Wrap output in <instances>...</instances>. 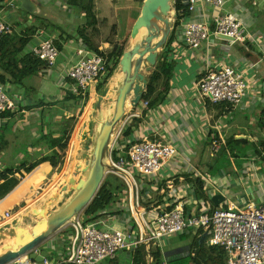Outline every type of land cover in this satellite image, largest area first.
<instances>
[{
	"label": "crops",
	"instance_id": "crops-1",
	"mask_svg": "<svg viewBox=\"0 0 264 264\" xmlns=\"http://www.w3.org/2000/svg\"><path fill=\"white\" fill-rule=\"evenodd\" d=\"M28 1L31 11L24 9L20 0H0V20L13 26V34L25 36L30 30L34 32L32 35L29 33L30 42L23 51L25 55H34V46L43 38L39 33L45 32L60 46V58L55 69L41 62L34 72H30L33 74L21 82H10L14 97L20 99L19 111L11 113L13 115L8 118L0 117V172L20 169L15 175L19 181L17 186L0 201V216L20 208L18 212L13 211L16 222L29 217L33 211L40 215V208L62 195L57 192L74 177L76 159L79 161L84 149L83 137L97 134L102 123L113 115L114 100L125 78L120 64L107 82L106 74L87 90L86 96L78 97L71 92V79L65 78L69 67L78 59L77 52L82 49L99 51L108 59L116 47L125 46V52L132 49L137 42L132 39L131 30L143 7L136 0ZM257 1L259 6H253L246 0H229L224 10L237 15L244 23L245 43L231 45L211 37L209 43L204 42L200 49H190L185 43L183 20L209 21L214 29L213 20L218 11L201 6L181 19L178 27H175L178 17L174 16V27L167 43L158 51L157 64L150 72L142 68L148 86L164 58L172 65V76L169 81L163 78L158 84V90L151 98L153 102L158 101L155 106L144 107L142 99L138 107L133 108V97L128 99L119 131L134 129L131 138L146 137L172 144L178 151L160 176L149 177L139 183V202L148 211L150 220L181 202L191 213L201 211L206 204L227 208L228 205L224 204L231 201L242 206L238 202L247 195L249 188L253 189L254 200L257 197L261 201L264 199L263 192L258 193L264 189V175L261 174L264 171V0ZM87 6H91L94 19L89 18ZM104 36L107 40L103 39ZM224 64L245 73L247 80L251 78L248 96L236 107L214 105L196 92V86L207 74V69ZM107 87L111 90L110 98L99 108V99ZM24 92L26 96H23ZM64 133L69 139L63 152ZM216 139L220 140L221 148L225 145V152L230 142L235 141L238 145L251 147L249 156L255 161L235 168L236 173L230 176L217 166V158L225 152L221 156L218 152L213 156L212 142ZM125 141L121 142V147ZM55 154L62 156L59 166L54 167L50 161L41 162L32 172H26L32 165ZM1 159H5V165L1 164ZM250 168L254 170L253 175H249ZM198 180L205 183L210 201L199 197ZM3 183L4 180L0 179V185ZM216 191L227 198L220 206L212 201ZM124 203L126 201L121 197L111 211L96 222L105 221L116 228L129 227L131 217ZM209 237L204 230H191L156 241L150 247L140 246L132 253H119L100 264H227L222 248L211 246ZM55 241L58 246L53 241L51 246L39 247L36 252L49 251L51 259L61 264L67 254V240L62 235ZM138 252L139 262L135 260Z\"/></svg>",
	"mask_w": 264,
	"mask_h": 264
},
{
	"label": "built area",
	"instance_id": "built-area-1",
	"mask_svg": "<svg viewBox=\"0 0 264 264\" xmlns=\"http://www.w3.org/2000/svg\"><path fill=\"white\" fill-rule=\"evenodd\" d=\"M246 1L253 6H259L257 0ZM228 2L229 0L185 1L191 13L201 6L218 11L213 20V30L209 21L198 23L183 20L185 43L190 49H200L204 42L209 43L211 37L231 39L232 41H226L231 45L247 41L241 19L233 13L224 12ZM173 10V15L177 17L175 8ZM13 30L11 24L0 20V45L2 38L13 34ZM39 34L43 38L34 46L32 52L48 68L55 69L60 58L55 38L47 36L45 32ZM77 54L78 59L69 67L65 78L73 82L71 92L81 97L86 96L87 90L108 73V63L102 54L92 51L82 49ZM246 77L245 73L226 64L207 69V74L196 86V92L202 99L209 100L214 105L228 104L236 107L248 96L250 85ZM7 90V84L0 79V114L19 111L20 99L10 97ZM144 107H149L148 101L144 102ZM124 138V130L121 129L113 140L110 165L117 171L110 174L122 179L127 187L122 198L127 203H124V207L130 214L131 225L116 228L110 227L105 221L87 224L84 216L76 217L64 234L67 254L62 264H100L119 253H132L140 246L150 247L156 241L191 230L208 232L210 245L225 250L227 264H264V199L261 203L250 200L245 206L228 201L227 208H214L206 204L201 211L192 213L181 202L172 210L163 211L150 220L148 211L139 202L141 187L138 179L160 176L165 167L176 158L178 151L172 144L146 137ZM123 140L126 141L121 147ZM221 145L220 140L212 142L213 156L221 149ZM115 150L120 151L117 159L113 157ZM252 161H255L254 157ZM16 220L13 210H9L0 216V228L12 226ZM41 253L36 252L37 255ZM53 261L55 260L51 257L37 261L25 256L12 264H53Z\"/></svg>",
	"mask_w": 264,
	"mask_h": 264
},
{
	"label": "water",
	"instance_id": "water-1",
	"mask_svg": "<svg viewBox=\"0 0 264 264\" xmlns=\"http://www.w3.org/2000/svg\"><path fill=\"white\" fill-rule=\"evenodd\" d=\"M20 2L24 9L31 11L28 0H20ZM174 5L175 0L144 1L141 15L131 33L132 39L137 43L132 49L126 51L120 60L121 72L125 78L114 100L113 115L102 123L96 135L83 137L81 143L84 151L80 155V161L75 165L74 177L69 180V185L66 183L62 188L63 192H67L72 186L73 196L56 211L53 210V207L58 203V198L40 208V215L33 211L32 215L24 220L1 229L0 264H12L25 256H30L31 259L37 261L50 258L47 251L37 255L36 249L64 230L72 220L85 212L97 197L107 175L117 171L106 162L111 155L114 136L124 121L128 99L133 97L131 99L133 108L138 107L143 99V92L148 86V80L142 73V68L145 67L146 72H150L152 67L157 64L158 51L167 43L174 27L171 17ZM143 30H145L143 36L140 37ZM220 38L225 41H232L226 37ZM155 40H158V43L154 44ZM110 92L109 87L104 90L99 99V108L108 101ZM90 140H93V143L88 146ZM225 149L226 147L223 145L218 151V156H221ZM89 152L90 154L87 155ZM226 200L227 198L220 191H216L212 198L216 206H220ZM250 200H254L252 188L247 190V195L238 203L245 206ZM54 263L55 261H53Z\"/></svg>",
	"mask_w": 264,
	"mask_h": 264
},
{
	"label": "trees",
	"instance_id": "trees-1",
	"mask_svg": "<svg viewBox=\"0 0 264 264\" xmlns=\"http://www.w3.org/2000/svg\"><path fill=\"white\" fill-rule=\"evenodd\" d=\"M141 4H144L145 0H136ZM186 0H175L174 8L177 12V21L175 23V27L180 25V20L187 18L191 12L189 7L185 3ZM88 12L89 18L93 17L92 8L85 7ZM94 19V17H93ZM14 32V30H13ZM32 35V30L28 31L25 36H19L16 33L13 35H7L2 38L1 45H0V79L4 84L7 83H19L21 82L24 77L33 74L30 72H34L37 67L42 64L41 61L36 58L33 54L25 55L23 53L24 49L29 45L30 42V35ZM28 34V36H27ZM56 44V43H55ZM58 50L60 51V46L56 44ZM102 54L99 51H95V53ZM125 52V46L123 47H116L113 53L107 56V63H108V74L106 78V82L114 75L115 70L117 69L118 65L120 64V60ZM104 56V55H103ZM113 65V66H112ZM23 66V67H22ZM172 76V65L164 58V60L159 63L158 67L156 68L155 73L151 77L148 91L146 96L143 98V101H148L151 107L157 104V100L154 102L151 100L152 96L158 90V84L164 78L165 80L169 81ZM10 112L0 114L2 118H8V116H12ZM74 120H72L73 123ZM134 135V129L127 128L124 131V137ZM67 133H64L63 140L64 143L61 145V150L64 152L68 147V139L66 137ZM62 140V141H63ZM54 142V141H53ZM55 143V142H54ZM61 143V142H56ZM118 150L113 152L114 159H117ZM62 156L55 154L50 156L49 158H44L39 163L32 165L30 168L27 169V173L32 172L41 162H48L50 161L54 167L59 166L61 163ZM20 169H6L4 173L0 172V179L4 180V183L0 185V200L1 198L5 197L11 190H13L17 184L18 180L15 178V175L19 172ZM198 189V195L202 199H208L206 194V186L205 183L199 181L196 183ZM127 192V187L122 179L118 176H111L110 178L105 179L97 197L94 199L92 204L86 209L85 211V221L86 223H93L96 222L98 219L103 217L111 211V209L117 204L118 200L124 196V193ZM210 201V200H209ZM215 208V207H214ZM202 233V232H201ZM224 254V259L226 258V252L222 249ZM138 255L135 260L138 261ZM156 257V256H155ZM157 258V257H156ZM226 261V259H225ZM139 262V261H138ZM62 264V263H61Z\"/></svg>",
	"mask_w": 264,
	"mask_h": 264
},
{
	"label": "rangeland",
	"instance_id": "rangeland-1",
	"mask_svg": "<svg viewBox=\"0 0 264 264\" xmlns=\"http://www.w3.org/2000/svg\"><path fill=\"white\" fill-rule=\"evenodd\" d=\"M136 13L135 14H137V10L135 11ZM173 14H174V12H173ZM172 17V20L174 21V15H172L171 16ZM139 19V18H138ZM137 19V20H138ZM137 20H136V22H137ZM135 22V23H136ZM135 23L133 24V27H134V25H135ZM133 27H132V30H133ZM132 30H131V33H132ZM103 39H106L107 40V38L104 36L103 37ZM106 78V77H105ZM246 79H247V77H246ZM249 79V78H248ZM103 81V83L105 82V80L104 79H102ZM249 80H251V78L249 79ZM248 80V81H249ZM103 83H102V85H103ZM102 85H100V86H102ZM7 88H8V90H7V93H8V95L10 96V97H14V94H13V88H12V86H11V84L10 83H7ZM32 95H34V94H37V92L36 93H32V92H30ZM23 96H26V93L24 92V95ZM83 108L84 107H82V110H83ZM94 108V110H95V107H93ZM85 110V109H84ZM83 112V111H82ZM88 112V111H87ZM72 124H74V121H73V123ZM1 127V126H0ZM96 135V134H95ZM91 136H93V135H91ZM90 136V137H91ZM114 139H115V136H114ZM93 143V140H90V142H88V146L89 145H91ZM250 150H251V147H244V146H241V145H238L237 143H236V141L235 142H230V144H229V148H228V151L227 152H225V154L221 157V158H217L218 159V163H217V166L219 167V168H223L227 173H229V175L230 176H234V173H236V169L237 168H241V166L242 165H247V164H249V163H253L252 162V157L251 156H249V152H250ZM83 151H84V149H83ZM90 154V152L87 154V155H89ZM247 155V156H246ZM246 156V158L244 159V157ZM4 158V157H3ZM2 158V159H3ZM1 159V164L3 163V165H5V159L4 160H2ZM76 161L77 162H79L77 159H76ZM76 162V163H77ZM107 164H109L110 165V157L107 159ZM2 165V166H3ZM76 165V164H75ZM111 166V165H110ZM236 168V169H235ZM60 169H62V168H60ZM5 170V169H4ZM254 170H253V168H250V170H249V175H253V172ZM2 172V171H1ZM5 172V171H4ZM64 173H65V171H64ZM261 174L262 175H264V171H262L261 172ZM112 175H114V176H116L115 174H108L107 175V177H106V179L107 178H110L111 179V176ZM138 181H139V183H141V180H139L138 179ZM19 182V181H18ZM66 185V184H65ZM260 192H263L261 189L259 190V192L258 193H260ZM60 193H62V195H65V196H60L59 198H58V203L57 204H55V206L53 207V210L54 211H56V210H58L59 208H61L62 207V205L63 204H65V203H67V201L69 200V197L71 198V196H73V194H74V191L72 190V188H70V191H67V192H63L62 191V189H61V191H58L57 192V194L58 195H60ZM232 193V192H231ZM230 193V194H231ZM229 194V195H230ZM64 197H66V198H64ZM1 200H2V198H1ZM0 200V201H1ZM255 200L257 201V203H261V200H259L258 199V197L257 198H255ZM30 206H31V203L29 204ZM225 206L226 205H228L227 203H225L224 204ZM223 205V206H224ZM32 206H33V204H32ZM19 210H20V208H18ZM18 209H16V210H13V211H15V212H18L19 210ZM14 213V212H13ZM24 214V213H23ZM21 215H22V213H21ZM30 215H32V213L30 214ZM81 216H84L85 217V212H83L82 214H81ZM86 218V217H85ZM68 228V226L64 229V230H62L60 233H58L57 235H55L52 239H50V240H48L47 242H45L44 244H42L40 247H43V246H45V245H47V246H51V243H53V241H54V245L55 246H58V244H57V242L55 241V240H57V238L58 237H61L62 235H64L65 233H66V229ZM52 241V242H51ZM63 244H64V242H63ZM51 248V247H50ZM56 248V247H55Z\"/></svg>",
	"mask_w": 264,
	"mask_h": 264
},
{
	"label": "bare ground",
	"instance_id": "bare-ground-1",
	"mask_svg": "<svg viewBox=\"0 0 264 264\" xmlns=\"http://www.w3.org/2000/svg\"><path fill=\"white\" fill-rule=\"evenodd\" d=\"M172 15H173V14H172ZM144 31H145V30H143V31L141 32L140 37L143 36ZM133 42H134V41H133ZM133 44H134V43H133ZM112 84H113V83H112ZM111 86H112V85H111ZM106 111H107V110H106ZM110 112H111V111H110ZM105 113H107V112H105ZM107 115L109 116V113H108ZM105 117H106V116H105ZM106 161H107V160H106ZM71 197H72V196H71ZM69 200H70V198H69Z\"/></svg>",
	"mask_w": 264,
	"mask_h": 264
},
{
	"label": "clouds",
	"instance_id": "clouds-1",
	"mask_svg": "<svg viewBox=\"0 0 264 264\" xmlns=\"http://www.w3.org/2000/svg\"><path fill=\"white\" fill-rule=\"evenodd\" d=\"M108 74V73H107Z\"/></svg>",
	"mask_w": 264,
	"mask_h": 264
}]
</instances>
